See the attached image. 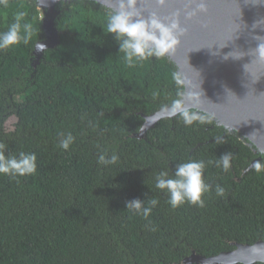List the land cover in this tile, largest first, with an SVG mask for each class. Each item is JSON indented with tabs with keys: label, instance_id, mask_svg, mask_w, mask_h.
<instances>
[{
	"label": "trees",
	"instance_id": "16d2710c",
	"mask_svg": "<svg viewBox=\"0 0 264 264\" xmlns=\"http://www.w3.org/2000/svg\"><path fill=\"white\" fill-rule=\"evenodd\" d=\"M57 8L59 43L34 68L44 38L41 9L35 0L0 6V32L20 12L21 24L32 28L28 44L0 50V143L6 155L38 158L35 175H0V264H178L193 250L211 256L234 248L231 241L264 240V171L243 172L261 153L200 111L203 124L163 117L144 138L132 136L144 114L180 101L177 65L165 55L129 68L106 31L114 10L101 2L61 1ZM62 133L75 138L67 151L59 147ZM102 152L118 162L98 164ZM225 153L228 172L208 163ZM189 160L205 161L211 191L203 208L172 209L155 177ZM150 198L159 203L147 220L126 210V202Z\"/></svg>",
	"mask_w": 264,
	"mask_h": 264
},
{
	"label": "water",
	"instance_id": "95a60500",
	"mask_svg": "<svg viewBox=\"0 0 264 264\" xmlns=\"http://www.w3.org/2000/svg\"><path fill=\"white\" fill-rule=\"evenodd\" d=\"M44 11V50L58 45L60 31L56 18L61 1L35 0ZM114 11L120 0H95ZM205 11H199V0H136L135 7L147 17L155 12L160 18L174 17L186 29L174 51L166 55L178 67L184 90L180 101L196 111L211 115L217 124L236 131L261 155L244 169L262 159L264 154V61L253 52L264 42V0H204ZM194 12L191 18L187 14ZM261 39V40H257ZM37 44V43H36ZM43 51L34 48V68ZM170 105L144 114V123L132 136L144 138L146 132L163 117H170ZM235 247L216 255L205 256L193 250L178 264H255L264 262V240L254 243L230 242Z\"/></svg>",
	"mask_w": 264,
	"mask_h": 264
},
{
	"label": "clouds",
	"instance_id": "9594fccd",
	"mask_svg": "<svg viewBox=\"0 0 264 264\" xmlns=\"http://www.w3.org/2000/svg\"><path fill=\"white\" fill-rule=\"evenodd\" d=\"M164 4L165 0H157ZM136 0H120L119 10L110 12L107 15L106 31L113 34L119 45V53H123V59L129 68L148 60L149 58H161L167 53L174 51L180 43L186 29L182 28L179 21L174 17L160 18L155 12L145 17L136 7ZM0 6L7 8L8 0H0ZM199 11H205L204 0H199ZM194 12L188 13L191 18ZM25 13L20 12L6 31L0 32V50L10 49L12 46L29 43L32 28L28 23L21 24ZM23 29L24 35H21ZM264 39V38H261ZM257 39V40H261ZM45 45L37 42L35 49L43 51ZM255 57L264 61V42L253 49ZM170 117H180L185 126H192L194 123H205V118L192 107L184 105L182 101L173 102L169 108ZM89 125L94 127L91 121ZM74 136L71 133L61 134L59 147L65 151L70 149L74 143ZM37 155L35 153L19 152L18 155H6V145L0 143V175L13 179L35 175L38 168ZM119 157L113 153L110 157L106 152L98 156V164L103 166L114 165ZM228 172L231 167V153L221 155L215 161H208ZM206 163L203 160H189L177 164L174 174L169 176L167 171H161L155 177V188L167 195V203L172 209L181 207L184 204L205 207L203 199L206 193L211 191V185L206 183L204 172ZM252 168L257 172L264 171V165L260 161L255 162ZM217 196H224L225 189L217 184L215 188ZM159 203L156 198L147 200L133 199L126 202V210L133 215H139L145 220L149 218L152 209ZM152 230H155L154 228Z\"/></svg>",
	"mask_w": 264,
	"mask_h": 264
},
{
	"label": "rangeland",
	"instance_id": "374dc122",
	"mask_svg": "<svg viewBox=\"0 0 264 264\" xmlns=\"http://www.w3.org/2000/svg\"><path fill=\"white\" fill-rule=\"evenodd\" d=\"M44 11H42L41 12V17L44 15V13H43ZM13 120H14V118H11L8 122H7V126L9 127V128H11L12 126H13ZM243 138V137H242ZM245 139V138H244ZM247 140V139H246Z\"/></svg>",
	"mask_w": 264,
	"mask_h": 264
},
{
	"label": "flooded vegetation",
	"instance_id": "af4514ba",
	"mask_svg": "<svg viewBox=\"0 0 264 264\" xmlns=\"http://www.w3.org/2000/svg\"><path fill=\"white\" fill-rule=\"evenodd\" d=\"M250 146H252V145H250ZM254 151H255V147H254ZM257 153V152H256Z\"/></svg>",
	"mask_w": 264,
	"mask_h": 264
}]
</instances>
